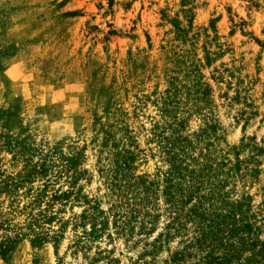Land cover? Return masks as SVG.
Segmentation results:
<instances>
[{
  "label": "rangeland",
  "instance_id": "1",
  "mask_svg": "<svg viewBox=\"0 0 264 264\" xmlns=\"http://www.w3.org/2000/svg\"><path fill=\"white\" fill-rule=\"evenodd\" d=\"M0 264H264V0H0Z\"/></svg>",
  "mask_w": 264,
  "mask_h": 264
}]
</instances>
